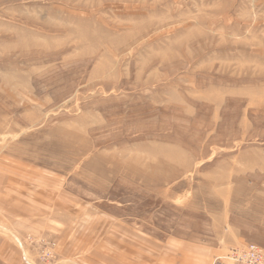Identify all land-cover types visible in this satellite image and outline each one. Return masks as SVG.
Returning a JSON list of instances; mask_svg holds the SVG:
<instances>
[{
  "label": "rangeland",
  "instance_id": "1",
  "mask_svg": "<svg viewBox=\"0 0 264 264\" xmlns=\"http://www.w3.org/2000/svg\"><path fill=\"white\" fill-rule=\"evenodd\" d=\"M0 170V264L264 254V0H0Z\"/></svg>",
  "mask_w": 264,
  "mask_h": 264
},
{
  "label": "crops",
  "instance_id": "2",
  "mask_svg": "<svg viewBox=\"0 0 264 264\" xmlns=\"http://www.w3.org/2000/svg\"><path fill=\"white\" fill-rule=\"evenodd\" d=\"M15 182H18L16 185ZM20 180L0 170V252L8 248L15 250L18 238L16 231L23 230L22 224L32 222V216L25 217L23 204H32L28 187H22ZM34 198V197H33ZM25 201V202H22ZM36 203L34 204V206ZM33 206V205H31ZM23 213V214H22ZM23 215V216H22ZM25 226V225H24ZM7 248V249H6Z\"/></svg>",
  "mask_w": 264,
  "mask_h": 264
},
{
  "label": "built area",
  "instance_id": "3",
  "mask_svg": "<svg viewBox=\"0 0 264 264\" xmlns=\"http://www.w3.org/2000/svg\"><path fill=\"white\" fill-rule=\"evenodd\" d=\"M50 254L51 250L45 249L42 257L43 261H48ZM230 261L234 264H264V254L258 247L250 245L242 251L232 252Z\"/></svg>",
  "mask_w": 264,
  "mask_h": 264
}]
</instances>
